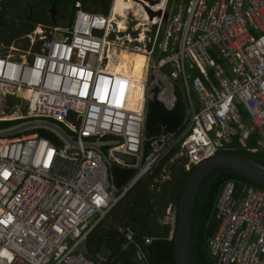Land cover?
Returning <instances> with one entry per match:
<instances>
[{
  "label": "built area",
  "instance_id": "obj_1",
  "mask_svg": "<svg viewBox=\"0 0 264 264\" xmlns=\"http://www.w3.org/2000/svg\"><path fill=\"white\" fill-rule=\"evenodd\" d=\"M76 9L70 27L40 26L27 46L11 45L0 57V94L8 96L0 122L54 121L77 143L57 148L37 134L0 138V264H105L85 241L132 185L117 194L103 157L84 144L114 137L107 156L117 151L142 163L147 102L156 86L157 100L172 110L180 85L189 125L178 140L169 136L154 148L136 178L166 155L170 142L180 144L187 171L252 132L264 150V0H183L165 22L161 16L146 23L128 11L115 14L113 5L107 16ZM120 45L144 54L142 89L105 67L118 63ZM59 158L72 164L68 177L53 172ZM114 164L127 168L115 158ZM214 218L218 229L208 249L216 264H264V191L226 183ZM176 220L174 211L169 222Z\"/></svg>",
  "mask_w": 264,
  "mask_h": 264
},
{
  "label": "trees",
  "instance_id": "obj_2",
  "mask_svg": "<svg viewBox=\"0 0 264 264\" xmlns=\"http://www.w3.org/2000/svg\"><path fill=\"white\" fill-rule=\"evenodd\" d=\"M26 1L32 2V0H0V45L4 47L0 49V57H5L7 48L13 43H19L22 38L27 46L26 37L37 27L61 26V15L66 16V25L70 27L77 12V4L84 12L107 16L113 3V0H35L32 4H37L38 7H33V14L29 20L27 17L29 6ZM182 1L169 0L168 7L171 11H175L174 6L182 4ZM53 6L58 13L57 19L51 16L50 11ZM139 20L143 23L148 21L144 12H141ZM131 54V52L124 53L122 57L127 58ZM121 62L138 68L144 66L143 58L137 54ZM159 92L160 88L154 87L150 92L153 97L147 102L141 165L154 151L155 142L165 136H170L174 142L182 137L189 125L188 101L180 85L175 84L176 103L172 110L166 109L157 100ZM191 98L196 100L193 92ZM8 106L9 111H14L15 100ZM242 119L243 122H248L244 114ZM20 122L22 121L0 122V130L8 129ZM51 122L61 126L71 137L75 136L63 124ZM30 134H37L47 139L57 148L63 146L58 137L47 130H34L24 135ZM115 140L114 137L109 136L101 141L108 143ZM257 141L255 132H252L247 140L236 137L225 144L218 154H235L264 165V150L258 149ZM172 142L166 143L168 147L166 155L124 194L107 218L87 237L85 248L92 257L103 258L105 264H175L173 234L167 222L170 206L173 209L177 208L183 187L195 167L190 171L186 170L188 158L182 152L180 144L172 145ZM109 148V146L102 148L106 155ZM254 148L258 149L256 153L250 151ZM108 171L111 185L117 194H121L139 173V169L124 168L116 164ZM228 182H233L238 191L244 188L264 191L263 186L229 169L216 170L204 180L196 199L193 215L192 241L195 264H216L210 256L208 240L218 229V222L214 218L215 206L224 185ZM129 233L132 234L131 241L127 238ZM146 239L150 240L149 244L145 243Z\"/></svg>",
  "mask_w": 264,
  "mask_h": 264
},
{
  "label": "water",
  "instance_id": "obj_3",
  "mask_svg": "<svg viewBox=\"0 0 264 264\" xmlns=\"http://www.w3.org/2000/svg\"><path fill=\"white\" fill-rule=\"evenodd\" d=\"M150 6H154L159 1L158 0H144ZM144 5V4H143ZM145 11L152 21L155 17H163L165 22L169 16V10H165L162 13L161 10H152L150 7L145 6ZM51 16L57 19L58 13L53 6L51 9ZM66 20V16H63ZM47 130L53 133L63 144H69L71 147H77V143L61 126L53 123L49 120H25L22 121L8 129L0 130V138H12L20 134H25L34 130ZM169 136H165L161 142L154 145V148H158L163 142H166ZM110 143V142H108ZM106 142L102 143H85V147H91L97 150L103 157L104 163L110 168L113 165V158L121 161L123 165L127 168L139 169L141 159L135 156L124 154L121 152L113 151V158L107 156L102 148L104 146H110ZM67 168V172L64 174L59 172V169ZM58 169V170H57ZM72 169V164L68 161L57 159L55 164V170H53L56 175H63L68 177L70 175V170ZM219 169H229L241 176L247 178L248 180L264 187V165L257 163L252 159H246L244 157L235 154H218L211 159L199 164L190 173L187 181L183 187L180 199L177 204L176 210V229L173 234L174 252H175V264H195L194 263V253H193V241H192V225H193V215L196 199L200 190V187L204 180L214 171ZM136 178L132 182V186L138 181Z\"/></svg>",
  "mask_w": 264,
  "mask_h": 264
},
{
  "label": "bare ground",
  "instance_id": "obj_4",
  "mask_svg": "<svg viewBox=\"0 0 264 264\" xmlns=\"http://www.w3.org/2000/svg\"><path fill=\"white\" fill-rule=\"evenodd\" d=\"M165 2H166V0H165ZM132 4V5H131ZM140 5L141 6H143V4H141L140 3ZM165 7V3H164V5H163V7L161 8V10L163 9ZM132 10H131V9ZM144 8V7H143ZM127 11H132L133 13H135V16L139 19V16H140V14H141V12H144L145 13V11L141 8H136L134 5H133V2H132V0H114V2H113V12L115 13V14H118V15H120V16H126V12ZM155 11H157V10H155ZM146 14V13H145ZM146 16H147V14H146ZM147 18H148V16H147ZM148 20H150L149 18H148ZM151 21V20H150ZM146 23V22H145ZM120 26H122L121 24H120ZM119 47V59H118V63L117 64H115V63H110L109 65H106L105 67L108 69V70H110V71H113V72H115V73H117V67H118V65H119V63L121 62V61H125V60H127V58H129V56H132L133 54H137V55H140L142 58H143V61H144V67H145V56H144V54H142V53H136V52H131V51H129V50H127V49H125V47H123L122 45H120V46H118ZM129 52H131L132 54L131 55H129L127 58H123L122 56H123V54L125 53V54H128ZM125 76H127L126 74H124ZM132 78H133V81L136 79V78H138V77H136V76H131ZM135 82V81H134ZM135 84L137 85V86H139L140 87V89H142L141 87H142V85H138V83H136L135 82ZM7 101H8V96H7V94H0V107H5V104L7 103Z\"/></svg>",
  "mask_w": 264,
  "mask_h": 264
},
{
  "label": "rangeland",
  "instance_id": "obj_5",
  "mask_svg": "<svg viewBox=\"0 0 264 264\" xmlns=\"http://www.w3.org/2000/svg\"><path fill=\"white\" fill-rule=\"evenodd\" d=\"M113 2H114V0H113ZM112 5H113V3H112ZM132 5V4H131ZM168 7V6H167ZM168 9H169V7H168ZM110 13V12H109ZM128 13H129V15L130 14H133V12L132 11H128ZM135 14V13H134ZM60 18H63V16H61ZM139 23H140V21H139ZM38 28L39 27H37L34 31L36 32V31H38ZM140 28H141V26H140ZM33 31V32H34ZM29 36V35H28ZM28 36L26 37L27 39H28ZM26 42L25 41H23V38H22V40L18 43H13V46L14 47H16V46H22V47H25L26 46V44H25ZM1 48H4L3 46H1L0 45V49ZM112 57L115 59V55H112ZM117 73H119V74H122V75H124V74H126L127 76H129V77H131V76H136V77H138V78H136L134 81L136 82V83H138V85H142V77H143V75H144V66L142 67V68H138V67H134L133 65H130V64H127V63H124V62H120L119 63V65H118V67H117ZM164 104V103H163ZM8 108H9V106H8ZM8 110V109H7ZM249 124V123H248ZM185 155V154H184ZM180 157V156H179ZM178 157V158H179ZM181 158V157H180Z\"/></svg>",
  "mask_w": 264,
  "mask_h": 264
},
{
  "label": "flooded vegetation",
  "instance_id": "obj_6",
  "mask_svg": "<svg viewBox=\"0 0 264 264\" xmlns=\"http://www.w3.org/2000/svg\"><path fill=\"white\" fill-rule=\"evenodd\" d=\"M34 1L35 0H32V2L30 3L29 1H26V3H27V5L29 6V15L27 16L28 17V19L30 20L31 19V17H32V14H33V7H38V5L36 4H32V3H34ZM159 2L157 3V4H155L154 6H152V8L154 9V10H161V8L163 7V5H164V3H165V0L163 1V4H162V0H158ZM132 2H133V5L137 8H142L144 11H145V5H143V6H141L140 5V3L141 4H143L142 2H143V0H132ZM31 4V5H30ZM150 6L148 3L146 4V6ZM162 5V7H160ZM144 7V8H143ZM131 9V8H130ZM132 10V9H131ZM145 13H146V11H145ZM147 14V13H146ZM147 16H148V14H147ZM148 18H149V16H148Z\"/></svg>",
  "mask_w": 264,
  "mask_h": 264
},
{
  "label": "crops",
  "instance_id": "obj_7",
  "mask_svg": "<svg viewBox=\"0 0 264 264\" xmlns=\"http://www.w3.org/2000/svg\"><path fill=\"white\" fill-rule=\"evenodd\" d=\"M160 7H162V5L160 6ZM145 14V13H144ZM146 15V14H145ZM61 16H63V15H61ZM60 16V17H61ZM147 17V16H146ZM61 19V26H57V27H62V28H68L69 26H67L66 24H67V20H64L63 18H60ZM8 49V48H7ZM248 123V122H247ZM248 127H249V124L247 125ZM134 181V180H133ZM132 184V183H131ZM130 184V185H131ZM129 185V186H130ZM128 186V187H129ZM170 208H171V211L169 212V217H168V223L170 224V232L172 233V234H174V231H175V229H176V222H177V220H176V222H175V225H172V223L171 222H169V218H170V215L171 214H173L174 213V211L176 212V210H177V208L175 209H173L171 206H170ZM131 234V233H130ZM130 234H128V236L130 235ZM128 236H127V238H128ZM131 237H132V234H131ZM101 255H104V254H101Z\"/></svg>",
  "mask_w": 264,
  "mask_h": 264
},
{
  "label": "clouds",
  "instance_id": "obj_8",
  "mask_svg": "<svg viewBox=\"0 0 264 264\" xmlns=\"http://www.w3.org/2000/svg\"><path fill=\"white\" fill-rule=\"evenodd\" d=\"M40 27V26H39ZM21 121H25V120H21ZM8 122H10V121H8Z\"/></svg>",
  "mask_w": 264,
  "mask_h": 264
}]
</instances>
